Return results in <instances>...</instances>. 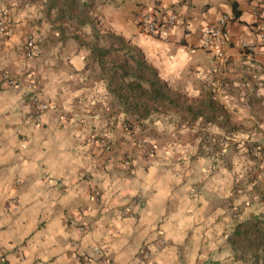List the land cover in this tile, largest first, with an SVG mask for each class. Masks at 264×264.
I'll return each mask as SVG.
<instances>
[{"label":"crops","instance_id":"1","mask_svg":"<svg viewBox=\"0 0 264 264\" xmlns=\"http://www.w3.org/2000/svg\"><path fill=\"white\" fill-rule=\"evenodd\" d=\"M139 3L137 14L175 12L178 27L153 38L128 31L122 12L114 33L142 50L185 104L132 116L127 84L114 89L90 52L62 34L58 0H0V16L11 20L0 37V264H253L228 239L264 217L258 0ZM223 15L230 24L220 56L201 48V32ZM31 39L38 57L23 53ZM222 136L228 153L212 161L207 152Z\"/></svg>","mask_w":264,"mask_h":264},{"label":"trees","instance_id":"2","mask_svg":"<svg viewBox=\"0 0 264 264\" xmlns=\"http://www.w3.org/2000/svg\"><path fill=\"white\" fill-rule=\"evenodd\" d=\"M58 4L60 19L65 21L62 34L73 35L90 52L91 61L108 74L114 89L119 91L121 83L127 84L130 115L140 114L139 108L165 112L169 107H183L184 97L169 88L142 50L99 25L88 1L58 0ZM228 241L242 262L264 264V217L252 216L238 224Z\"/></svg>","mask_w":264,"mask_h":264},{"label":"built area","instance_id":"3","mask_svg":"<svg viewBox=\"0 0 264 264\" xmlns=\"http://www.w3.org/2000/svg\"><path fill=\"white\" fill-rule=\"evenodd\" d=\"M254 15L256 19L258 20V30L259 35L261 38L264 37V0H258V3L256 7L254 8ZM230 24V20L228 16L223 15L219 18L218 21L211 25H207L203 28L201 32V48L208 50V51H215L220 56L223 55V47L226 44V35L227 30ZM11 25V20L7 13H4L0 16V37H4L8 34V29ZM139 25L141 29L146 33L148 36L153 38H159V39H168V32L170 30L175 29L179 25V17L178 14L175 12L168 13L164 18H159L155 15H152L150 13H144L140 16ZM242 47L245 49H251L254 48L253 45L245 42L242 44ZM23 53L28 58L38 57L40 55V49L37 47L35 41L33 39L28 40L23 48ZM5 79L8 80V82L11 85H14L15 81L13 79H10V76L8 73H4ZM34 85V83H32ZM51 108H55L54 106H49L45 104H41L39 106V109L41 111H47ZM99 144L103 146V148L107 151L111 150L110 144L104 139H98ZM222 146H227L228 141H220ZM148 157H154L156 154V148L151 146L147 150ZM132 161L129 156H126L125 158V165L130 167ZM192 194L194 196H198L201 194V188L196 186L193 187L191 190ZM92 198L94 201H99L100 196L97 193V191L93 192ZM125 215H129L130 212L125 210ZM78 229L80 232L85 233L87 231V228L85 226H78ZM97 255H101V252L99 249H95L94 251ZM76 258L79 261L86 262L88 261V256H80L76 255Z\"/></svg>","mask_w":264,"mask_h":264},{"label":"rangeland","instance_id":"4","mask_svg":"<svg viewBox=\"0 0 264 264\" xmlns=\"http://www.w3.org/2000/svg\"><path fill=\"white\" fill-rule=\"evenodd\" d=\"M138 2L139 6H141L142 0H99L95 3V5H92L93 14L96 17L97 22L99 25H102L103 28H109L114 32L112 21H117L119 24L123 21L122 19V12H126L128 14L129 19L123 26L126 28L128 27V31L133 30L135 27L139 28L142 33L144 31L141 29L139 25L140 16L147 12L146 9L140 10L138 14L136 13ZM139 8V7H138ZM148 13V12H147ZM121 15V17H120ZM121 21V22H120ZM125 21V20H124ZM122 24V23H121ZM226 137L228 136H222L219 137L221 141H229ZM228 146V145H227ZM227 146H219V149L212 150L210 149L207 153L208 156L212 159V161H215L214 159H217V157H224L228 153ZM226 151V152H225ZM220 155V156H219Z\"/></svg>","mask_w":264,"mask_h":264}]
</instances>
